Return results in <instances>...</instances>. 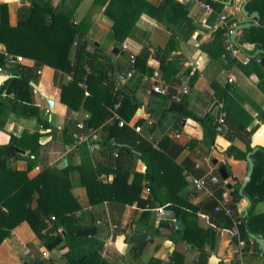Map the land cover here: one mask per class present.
<instances>
[{
  "label": "crops",
  "instance_id": "crops-1",
  "mask_svg": "<svg viewBox=\"0 0 264 264\" xmlns=\"http://www.w3.org/2000/svg\"><path fill=\"white\" fill-rule=\"evenodd\" d=\"M18 1L0 0V5L8 6L9 25L12 27L17 25L21 8L31 5L28 0H24L23 5ZM43 1L52 8L54 15L72 14L78 23L87 12H90L93 0ZM142 1L144 6L141 9L144 12L139 17L133 16L130 19L129 28L124 30L127 38L117 47L112 38V20L103 14L102 9L90 12L92 22L86 39L99 49L98 52L102 55L100 62L110 70L113 69L110 76L116 81L117 76L125 75L128 71L129 55H135L137 59L143 53L148 55L145 62L142 59H138V64L136 62L133 78L120 84L139 105L128 126L140 127V136L146 141L151 137L157 147H159L158 143H164L165 139L169 138L170 143H164L168 151L164 155L171 160L164 163L163 168H181L182 165L189 167V175L187 168H183L181 175L177 173L176 176H172L173 184L170 183L172 188L163 186L161 191L166 196H173L177 189L176 195L182 205L179 209L196 208V225L215 233L214 249L206 246L204 250L209 254L206 264L235 262L264 264V253H261L257 243L250 237V235H260L264 240L259 228L252 223L251 229L247 230L248 238L257 246L250 243L249 255L240 262L235 241L226 231L227 224L211 210V201L215 197L216 188L225 183L234 200L233 208L236 216L243 219L249 210L253 216L264 213V200H257L258 197L250 191L251 194L253 193L251 197L246 193L245 187L240 194L248 170L246 157L252 151L250 143L264 130V71L258 63L259 59L264 58V49L252 44L239 45L240 37L251 38L250 32L242 33L241 30L235 36L238 52L232 55L226 50L224 32L219 33V30H222L219 21L221 15L227 18L228 24L234 27L233 30L246 23L251 24L247 29L264 28V6L260 3L251 4V0H245V10L249 15L247 21L241 13L243 4L241 0H202L212 9L209 15L195 3L183 4L177 0ZM208 1L219 6L215 8ZM254 14L257 16L252 17ZM253 40L264 45V37L260 39L256 37ZM123 46L127 49L123 50ZM258 51L263 53L255 56ZM0 55L7 56L5 46L2 44H0ZM22 59L20 64L5 69L0 75V83L4 85L7 79L14 75L17 78L21 77L20 75L27 77L33 88V107L38 109L42 119H46L48 123L43 125L39 122V118L33 116L34 114L31 115L25 107H19L17 112H9L0 106V146L7 145L12 135L16 137L23 133L39 135L36 157L29 158V151L18 149L24 153L18 152L21 156L11 158L9 164L18 171L30 167L27 174L29 178L36 177L46 168L79 166L81 163L79 151L70 149L75 143L74 137L84 135L77 125L84 124L89 115L82 109L68 114L67 107L60 101L61 90L68 83L69 74L30 59L23 57ZM246 59L249 60L248 64L244 63ZM155 71L160 72L161 85L167 89L169 95L187 90L188 93L182 97L180 103L182 106L180 113L171 111L169 109L171 101L167 97L155 94L152 91L154 83L144 80L145 75L151 76ZM228 79H232V83H229ZM220 101L224 103L226 109L227 128L215 137L212 149L207 151L200 144L201 126L185 116L180 118L176 116L185 108L198 117L206 115L214 117L216 125V103ZM49 102L52 106L48 104ZM181 121H184V124H181ZM96 134L98 139L99 132L96 131ZM26 144L34 145L29 140H26ZM151 145L153 147V144ZM173 145L178 150H173ZM248 148L251 151H248ZM88 152L92 164L102 163V153L89 149ZM188 158L195 164V168L191 167L192 163L187 162ZM220 168H224L227 172L226 180L221 178ZM135 169L141 171L143 164L138 161ZM202 172L205 175L211 172L217 176L219 184L216 186L209 184L205 191H196L187 176L199 175ZM69 177L70 193L81 208L76 214L82 228H95L94 235L97 238L102 240L106 238L104 261L110 264H197L200 252L182 241L179 236L182 230L180 222L175 223V228L170 229L162 224L167 222L161 224L155 222L151 210L157 204L144 208L139 207L138 204L127 206L120 227L116 228L110 223L106 203L90 205L87 191L79 183L78 171L71 170ZM132 178L131 176L129 181ZM100 179L111 182L113 175H102ZM146 188L145 186L141 192L142 199L149 197V193L148 195L145 193ZM233 195L236 197L234 198ZM246 198L250 205L245 202ZM37 199L38 194L34 192L30 205L32 209L37 207ZM169 204L166 205L170 208ZM144 212L149 215L147 220L141 219ZM200 214L207 215L208 219L202 220ZM114 228L118 230L117 234L114 233ZM139 235H145V239L135 243L134 239ZM132 236L133 243H129V238ZM20 243L26 244L38 256L40 251L46 248L43 241L32 233L29 225L22 222L0 244V264H20L22 257ZM63 245L62 239V243L50 252L53 264H64ZM254 250H259L258 256Z\"/></svg>",
  "mask_w": 264,
  "mask_h": 264
},
{
  "label": "trees",
  "instance_id": "trees-1",
  "mask_svg": "<svg viewBox=\"0 0 264 264\" xmlns=\"http://www.w3.org/2000/svg\"><path fill=\"white\" fill-rule=\"evenodd\" d=\"M28 1L31 5L21 8L15 27L9 25L8 6L0 5V44L5 46L7 56H22L69 74L70 80L61 90L60 101L67 107L68 114L80 109L87 112L89 117L83 124L82 133L85 135L88 129L99 132L98 139L94 141V151L102 153V163L92 164L87 143L84 142L77 146L81 158L79 166H67L59 169L46 168L36 177L29 178L27 174L30 167L24 171H18L11 167L9 160L21 156L14 148L29 151V158L36 157V150L39 148V135L37 133L31 135L23 133L19 137L12 135L7 145L0 146V244L15 227L26 222L35 237L41 239L45 246L64 234V245L62 246V249H65L62 254L64 264H110L101 257V253L106 247L105 237L102 240L96 235H81L77 232L82 228V224L75 214L81 208L70 193L71 180L69 177L71 170L75 169L79 173L80 185L87 191L90 205L107 204L109 220L113 227H120V221L127 206L138 204L139 207L144 208L154 204L162 206L170 203L175 218L182 226L179 233L180 238L186 244L199 250L197 264H206L209 254L204 250L206 246L214 249L215 233L210 229H201L196 225V208L179 209L182 205L176 195L177 189L174 195H168L169 197L161 191L163 186L172 188V176L177 173L181 175L182 169L185 167L188 174L189 167L182 165L181 168H163L164 163L171 160L164 155L165 152H168L164 143H170L169 138L165 137L164 143H158L160 148L158 147L159 150H156L128 126L139 105L127 92V89L110 76L113 69L110 70L100 62L102 55L99 54V49L92 46L86 39L92 22L90 12L102 9L103 14L112 20V38L117 47L127 38L124 30L129 28L130 19L133 16L139 17L144 12L141 9L144 2L142 0H93L90 12H87L77 23L72 14L54 15L52 8L47 6L43 0ZM208 2L215 8L219 6ZM252 3H260L264 6L263 0H251ZM246 31L250 32L251 38L240 37L238 44L241 46L252 44L259 49H264L262 43L253 40L256 37L258 39L264 37V28H250L243 30L242 33H246ZM223 32V30H219L220 34ZM147 56L143 53L138 59L145 62ZM138 59L136 58L137 64ZM162 59L164 60V56ZM5 64L6 56L0 55V67H4ZM20 76L17 78L14 75L7 79L4 86L15 94V99H0V106L9 112H17L19 107H25L31 115L34 114L33 116L39 118V122L46 125L48 121L42 119L38 109L33 107V88L29 79L23 75ZM115 105H118L117 115L125 122L123 125H119L118 120L111 119V109ZM180 116H185L201 126L200 144L207 151L211 150L217 136L215 118L210 115L198 117L185 108L176 117L180 118ZM77 138L74 137V141ZM26 140L34 145L28 146ZM172 148L178 150L174 145ZM248 151L251 149L248 148ZM263 151L259 150L252 156L254 168L245 187L246 193L251 197L254 193L259 201L264 200ZM114 153L117 154V157L113 156ZM189 160L192 161L188 158L187 162ZM138 161L143 164L141 171L135 169ZM190 161L191 167L195 168V164ZM109 174L113 175L111 182L100 179L102 175ZM203 174L204 172L190 176L200 178ZM131 176L133 178L129 181ZM143 182H145L144 186ZM171 182L172 184H170ZM145 186L149 189V197L142 199L140 195ZM225 188L227 185H219L214 195H220ZM250 191L253 193L251 194ZM34 192H37L38 199L37 207L32 209L30 205ZM233 197L236 196L233 195ZM211 202L213 213L214 199ZM233 202L232 199V206ZM215 216L220 215L215 214ZM51 217L55 219L52 222V229L60 230V233L47 238L43 233L46 227L44 220ZM148 217V213L144 212L141 219L147 220ZM219 218L224 220L228 226V221L225 218L222 216ZM242 220L240 234L245 242L242 251V257L245 258L251 251L249 244L253 243L257 246L254 241L248 238L247 230L251 229L252 223L259 228L264 237V213L253 216L249 210L247 216ZM162 224L167 229L175 228L170 223ZM129 243H133V236L129 238ZM255 252L258 256L259 250H254ZM33 264H53V261Z\"/></svg>",
  "mask_w": 264,
  "mask_h": 264
},
{
  "label": "built area",
  "instance_id": "built-area-1",
  "mask_svg": "<svg viewBox=\"0 0 264 264\" xmlns=\"http://www.w3.org/2000/svg\"><path fill=\"white\" fill-rule=\"evenodd\" d=\"M183 4H191L195 3L202 7L205 11V14L209 15L212 13V9L205 4L202 0H177ZM220 21V28L224 31V39H225V46L226 50L230 52L232 55H236L238 52V47L235 45V43L232 41L231 36L233 34L234 27L229 25L227 22V18L225 16H219ZM123 50H126L127 48L125 46L122 47ZM129 69L126 72L125 75H119L117 76V82L122 83L125 80H129L133 78V75L136 72V56L135 55H129ZM23 59L21 57H13V56H6V64L4 67H0V75H2L5 72V69L12 67L15 64L21 63ZM249 60L246 59L244 61L245 64H248ZM144 80L151 81L154 83L152 87V91L155 94H158L163 97H167L171 103H177L180 104L182 102V97L186 95L188 92L187 90H183L181 93H176L174 95H169L166 88L162 87V79L159 71H155L151 76L145 75ZM70 80V77H69ZM229 83H232V79H228ZM0 99L1 100H14L15 94L0 83ZM118 108V105L113 106L111 109L112 112V118L113 120H118L119 125L125 124L123 120L117 115L116 110ZM77 128L80 130L84 129L83 124H78ZM134 132L137 134H141V128L140 127H132ZM227 128V113L223 102H217L216 103V125H215V131L217 135L223 133ZM97 140V134L95 130L88 129L87 133L85 135L79 136L77 140L75 141L74 145L70 150H77V146L81 143L86 142L88 149L90 151L95 150V144L94 141ZM147 141L153 144V148L156 150H159L157 145L153 143L152 138L148 137ZM114 157H117V154L114 153ZM188 181L193 185L194 189L198 192L205 191L208 188V185H218L219 184V178L215 175H213L211 172L207 173L206 175L195 178L192 176H187ZM225 183L223 184V186ZM145 193L148 195L149 190L146 188ZM215 201V205L213 207V213L222 216L228 221V228L226 229L229 237L235 241L236 247H237V257L239 261L241 262L242 257V251L245 247V242L241 238L240 234V228L243 225V220L241 217H238L235 215V210L232 206V197L229 193V191L225 188L220 195L213 197ZM154 213V220L157 224H160L161 222H167L172 225L177 223V219L174 216L173 211L167 206V205H157L154 207V209L151 210ZM75 217H78L76 214ZM200 218L202 220H207L208 216L205 214H200ZM54 217H51L49 219H45L44 223L46 225L43 233L47 238L53 237L56 235V233H60V230L54 231L52 229V222L54 221ZM19 248L21 251V260L20 264H33L35 262H50V252L44 248L40 251L39 256L34 254L26 244L20 243ZM105 252L106 247L101 253V257L105 258Z\"/></svg>",
  "mask_w": 264,
  "mask_h": 264
},
{
  "label": "water",
  "instance_id": "water-1",
  "mask_svg": "<svg viewBox=\"0 0 264 264\" xmlns=\"http://www.w3.org/2000/svg\"><path fill=\"white\" fill-rule=\"evenodd\" d=\"M241 1L243 3L242 4V7H241V13L245 17V19L247 21H249V15H248V13L245 10L246 1L245 0H241ZM18 3L21 4V5H23V4H25V1L24 0H19ZM256 16H257L256 14L252 15V17H256ZM250 26H251V24H248V23L237 26L235 28V30L233 31V34L231 36L232 41L236 44V42H235V36H236L237 32L238 31H241V30H244V29H247ZM262 53L263 52L258 51V52L255 53V56L258 55V54H262ZM258 63L262 66L263 71H264V58L259 59L258 60ZM48 104L50 106H52V103L51 102H49ZM181 108H182V106L180 104H177V103H174V102L170 103V105H169V109L171 111L175 112V113H180L181 112ZM183 122L184 121H181V124H184ZM250 148L252 149V151L249 152L248 155H247V157H246V161H247V165H248V170H247L245 179L243 181L242 187L240 189V194H242V191H243L244 187H246L247 183L249 182V180L251 178V175H252V172H253L254 162H253L252 156L257 151L264 150V130L261 131L251 141ZM15 150L18 151V152H21L22 154L24 153L23 151H20L18 149H15ZM219 174H220V176H221V178L223 180H226L227 179V175L228 174H227V172L225 171L224 168H220L219 169ZM245 202L248 205H250V202H249V200L247 198L245 199ZM113 230H114V233L117 234L118 230L116 228H114ZM77 232H78V234H81V235H94L96 233V229L95 228H80V229H78ZM63 237H64V234L62 236L56 237L53 241H51L49 244L46 245V249L49 252L53 251L58 245H60L62 243ZM250 237H251L252 240H254L257 243V245H258L261 253L263 254L264 253V240H263L262 236H260V235H258V236L250 235ZM142 239H145V235H139V236H137L134 239V242L137 243V242L141 241Z\"/></svg>",
  "mask_w": 264,
  "mask_h": 264
},
{
  "label": "rangeland",
  "instance_id": "rangeland-1",
  "mask_svg": "<svg viewBox=\"0 0 264 264\" xmlns=\"http://www.w3.org/2000/svg\"><path fill=\"white\" fill-rule=\"evenodd\" d=\"M109 237V236H108ZM108 241V240H107Z\"/></svg>",
  "mask_w": 264,
  "mask_h": 264
}]
</instances>
